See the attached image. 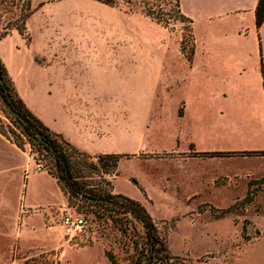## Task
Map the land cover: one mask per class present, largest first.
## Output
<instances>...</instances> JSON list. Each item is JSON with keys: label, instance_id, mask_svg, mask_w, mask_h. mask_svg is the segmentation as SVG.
I'll list each match as a JSON object with an SVG mask.
<instances>
[{"label": "rangeland", "instance_id": "obj_1", "mask_svg": "<svg viewBox=\"0 0 264 264\" xmlns=\"http://www.w3.org/2000/svg\"><path fill=\"white\" fill-rule=\"evenodd\" d=\"M57 1L63 8L77 11L73 18L63 11L62 17L77 24L78 37L109 38L108 45H93L95 52L108 50L126 57L124 74L109 69V85L120 97L124 93L127 127L138 129L136 142L127 137L125 143L127 150L140 149L137 158L124 157L113 172L97 157H79L78 163L93 164L96 169L81 168L82 177L77 180L98 192L121 194L142 204L170 245L174 257L170 264H264V155L225 160L215 164V169H206V175L213 170L237 174L217 178L221 189L207 190L205 204L186 206L165 195L172 162L164 160L174 147L182 151L189 150L191 144L201 151L264 149V92L255 85L256 73L248 78L233 77L224 69L216 71L215 77L189 68L195 54L189 22L172 21L166 26L124 7L111 8L93 0ZM184 1L197 8L193 0ZM198 5L202 6L201 0ZM31 11L30 0H0V38L14 27L23 30ZM203 28L196 22L197 33L202 34ZM133 61L141 65L140 78L138 69L134 77ZM113 64L110 62L111 67ZM5 111L0 100V127L13 140L23 139L24 148L30 147L49 171L51 159L45 152L33 151ZM114 186L119 194L114 193ZM144 190L153 204L147 201ZM68 207L85 215L87 231L74 241L65 240L60 212L59 217H51L47 233L56 240L61 237V255L27 247L23 250L13 243L12 264H78L81 258L70 247L87 246L105 249L117 264H135L143 246V229L130 214L75 199ZM226 211L230 213L225 215ZM38 236L32 235L35 239Z\"/></svg>", "mask_w": 264, "mask_h": 264}, {"label": "crops", "instance_id": "obj_2", "mask_svg": "<svg viewBox=\"0 0 264 264\" xmlns=\"http://www.w3.org/2000/svg\"><path fill=\"white\" fill-rule=\"evenodd\" d=\"M30 2L32 11L25 20V36L14 27L0 40V59L27 108L82 153L137 158L140 149L127 150L125 144L127 137L135 143L138 136L136 127H127L125 95L111 92L109 85V69L124 74L126 57L108 50L94 51L93 45H108V37H78L77 24L72 23L77 14L75 8H63L57 0ZM201 2L198 7V0H193L197 7L193 8L181 0L182 12L193 21L195 54L189 68L215 77L216 71L224 69H229L233 77L248 78L256 73L255 85L264 92V23L260 28L256 26L259 0ZM63 11L66 16L72 15L67 22ZM196 22L203 24L202 34L197 33ZM110 62L115 64L111 67ZM140 66L133 61L135 78L136 69L141 77ZM189 147L184 151L174 147L164 160L172 162L165 195L186 206L205 204L207 190L221 189L217 178L237 174H217L213 170L206 175V169H215L225 160L257 158L204 156L236 151H201L194 144ZM37 164L30 147L22 150L0 134V264H12L13 243L23 250L27 247L61 255V237L56 240L47 232L51 217H59L68 207V198L58 180L46 170L38 171ZM114 193L119 194L115 186ZM145 194L148 200L146 196L145 199L153 204L146 191ZM37 233L41 236L32 237ZM70 248L81 258L78 264H112L105 249L99 246Z\"/></svg>", "mask_w": 264, "mask_h": 264}, {"label": "trees", "instance_id": "obj_3", "mask_svg": "<svg viewBox=\"0 0 264 264\" xmlns=\"http://www.w3.org/2000/svg\"><path fill=\"white\" fill-rule=\"evenodd\" d=\"M99 4L111 7H124L128 12H141L146 17L163 25H170L175 22L193 21L185 16L182 12L181 0H93ZM264 23V0H259L256 9V26L260 28ZM23 36L25 28L18 29ZM7 35V34H6ZM4 35V36H6ZM3 36V37H4ZM1 37L0 40L3 38ZM0 78L3 80L1 86L2 99L1 102L6 107V117L20 129L21 134L31 144L33 151L36 153L45 152L51 159V168L49 173L58 180L63 192L68 198V202L75 199L78 202H85L89 206H100L106 208H114L118 212L130 214L132 218L141 225L143 229V243L140 250L138 260L135 264H170L174 259L171 255L168 242L158 229L155 221L148 213L146 208L138 201L125 197L123 195H111L106 192H98L90 189L85 183L79 182L77 179L82 177V169H96L93 164L78 163V158L82 157L90 159L92 156L78 151L61 135L48 129L25 105L19 96L16 87L8 75V72L0 59ZM16 114L17 117H14ZM25 123V125L23 124ZM0 134L7 137L15 143L20 149L24 148V140H13L0 127ZM39 137L43 140H39ZM204 156L211 157H231V156H258L264 155V152H215L204 153ZM127 156V155H126ZM120 155H101L97 159L103 164L106 170L116 171L120 161L126 157ZM39 163L40 158H36ZM109 173V172H108ZM230 211L224 212L229 214ZM112 264H117L113 255L107 253Z\"/></svg>", "mask_w": 264, "mask_h": 264}, {"label": "built area", "instance_id": "obj_4", "mask_svg": "<svg viewBox=\"0 0 264 264\" xmlns=\"http://www.w3.org/2000/svg\"><path fill=\"white\" fill-rule=\"evenodd\" d=\"M37 170L45 171V168L41 163H38ZM59 224L63 229L65 239L69 242L80 237L88 228V222L85 215L80 213L76 208L70 207H67L62 212L59 218Z\"/></svg>", "mask_w": 264, "mask_h": 264}, {"label": "water", "instance_id": "obj_5", "mask_svg": "<svg viewBox=\"0 0 264 264\" xmlns=\"http://www.w3.org/2000/svg\"><path fill=\"white\" fill-rule=\"evenodd\" d=\"M3 84V80L0 78V99H2V94H1V86ZM14 117H17L16 114H13ZM25 125V123H23ZM39 140L42 142L43 140L41 139V137H39Z\"/></svg>", "mask_w": 264, "mask_h": 264}]
</instances>
